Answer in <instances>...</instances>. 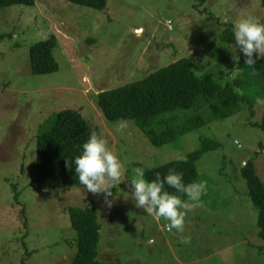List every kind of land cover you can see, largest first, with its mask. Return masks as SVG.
<instances>
[{"label": "rangeland", "instance_id": "obj_1", "mask_svg": "<svg viewBox=\"0 0 264 264\" xmlns=\"http://www.w3.org/2000/svg\"><path fill=\"white\" fill-rule=\"evenodd\" d=\"M246 14L264 22L262 0H108L104 11L36 0L34 7L0 9V264H71L77 234L68 209L93 202L104 226L100 258L108 264H264L259 213L241 174L254 159L264 181V130L252 124L262 120L264 105L254 104L251 112L248 103L231 118L187 134L181 148H156L132 122L116 133L97 104L102 91L140 81L183 58L197 63L199 75L212 73L215 62L203 49ZM51 36L57 38L59 70L34 75L30 49ZM230 49L243 55L235 45ZM250 97L256 101L261 92L255 89ZM64 110L79 111L123 162L111 207L103 194L40 190L34 181L39 130ZM205 137L221 144L197 163L206 193L187 212L184 232L169 231L163 218L136 207L129 186L133 169L183 158ZM13 185L22 191L20 204ZM185 237L190 243L182 242Z\"/></svg>", "mask_w": 264, "mask_h": 264}, {"label": "trees", "instance_id": "obj_2", "mask_svg": "<svg viewBox=\"0 0 264 264\" xmlns=\"http://www.w3.org/2000/svg\"><path fill=\"white\" fill-rule=\"evenodd\" d=\"M67 1L98 11H104L108 2ZM262 2L264 3V0ZM35 5L36 0H0V9ZM196 8L200 10L198 6ZM200 13L205 14L207 11ZM212 17L207 19L211 21ZM233 26L234 24L230 23L217 41L203 49L215 62L216 69L212 73L199 75L197 63L183 58L150 73L140 81L119 89L102 91L97 95V104L105 119L114 122L123 118L134 123L156 148H181V139L184 136L216 121L231 118L245 110L248 103L253 112L256 101L251 100L250 93L257 89L264 97V59L254 54L256 63L252 66L245 63L244 55H239V61L234 58L236 55L230 49L235 45ZM56 46L57 38L51 36L31 47L32 74L49 75L59 70L54 56ZM223 66L226 70H223ZM252 124L264 130V115L261 121ZM91 133H95L94 129L83 115L75 110L61 111L41 127L37 136L34 180L40 190L84 188L76 176L73 160L81 153V146ZM260 145L264 148L263 143ZM220 148L221 144L217 140L201 138L200 147L183 158L158 167L144 168L146 178L155 179L156 173L163 177L169 170H175L183 173L185 183L198 182L197 163L207 153ZM259 155L260 153H257L256 156ZM241 174L251 202L259 213V238L264 241V181L257 174L254 159L243 166ZM13 189L15 201L20 204L22 191L18 190L17 185H13ZM165 189L179 195L183 200L187 199L167 185ZM94 205L96 204L93 202L85 207L71 206L68 209L71 227L77 234V252L71 264H108L100 258L104 226L99 221V208ZM22 213L25 217L24 208ZM21 264H25L24 259Z\"/></svg>", "mask_w": 264, "mask_h": 264}, {"label": "clouds", "instance_id": "obj_3", "mask_svg": "<svg viewBox=\"0 0 264 264\" xmlns=\"http://www.w3.org/2000/svg\"><path fill=\"white\" fill-rule=\"evenodd\" d=\"M233 36L235 47L243 53L247 65L253 66L256 63L254 54L264 59V22L250 14L242 15L234 23ZM234 58L239 61V56ZM256 103L264 105V98L257 97ZM129 124L130 121L120 118L113 122V128L116 133L122 134ZM73 163L76 176L84 189L92 194H103L105 203L111 207L112 201L109 198L113 197L112 189L117 187L124 175V165L120 157L109 148L106 139L91 133ZM165 185L187 199L183 200L179 195L168 192ZM129 186L137 208L143 209L149 216L163 218L168 230L175 229L177 233L184 232L187 212L199 206L207 187L205 181L185 183L183 173L175 170H169L163 177L156 173L155 179L149 180L142 167L133 169ZM182 242L190 243V237H185Z\"/></svg>", "mask_w": 264, "mask_h": 264}, {"label": "built area", "instance_id": "obj_4", "mask_svg": "<svg viewBox=\"0 0 264 264\" xmlns=\"http://www.w3.org/2000/svg\"><path fill=\"white\" fill-rule=\"evenodd\" d=\"M170 23H171V22H168V26H170ZM171 26H172V25H171Z\"/></svg>", "mask_w": 264, "mask_h": 264}]
</instances>
